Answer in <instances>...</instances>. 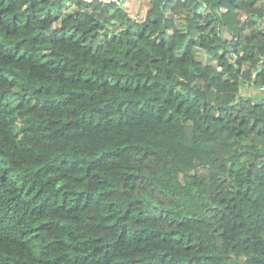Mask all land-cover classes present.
Returning a JSON list of instances; mask_svg holds the SVG:
<instances>
[{"label": "trees", "instance_id": "obj_1", "mask_svg": "<svg viewBox=\"0 0 264 264\" xmlns=\"http://www.w3.org/2000/svg\"><path fill=\"white\" fill-rule=\"evenodd\" d=\"M152 2L0 0V264H264V0Z\"/></svg>", "mask_w": 264, "mask_h": 264}, {"label": "rangeland", "instance_id": "obj_2", "mask_svg": "<svg viewBox=\"0 0 264 264\" xmlns=\"http://www.w3.org/2000/svg\"><path fill=\"white\" fill-rule=\"evenodd\" d=\"M120 6H122L127 14L135 21H143L147 16L148 10L153 6V2L152 0H126V3L124 1ZM72 8H74V6L70 9ZM188 12L189 9L182 7L179 2L175 1L172 5V10L169 11L168 14L173 16L177 21H181ZM202 12L205 13L206 9L203 8ZM121 25L122 23L120 26ZM226 36L229 37L228 33H226ZM198 58L205 64L217 63V59L214 55H208L207 52L202 49L198 50ZM241 93L252 96H264V89H261L260 86L254 85L250 80H247L241 87Z\"/></svg>", "mask_w": 264, "mask_h": 264}, {"label": "built area", "instance_id": "obj_3", "mask_svg": "<svg viewBox=\"0 0 264 264\" xmlns=\"http://www.w3.org/2000/svg\"><path fill=\"white\" fill-rule=\"evenodd\" d=\"M85 2H94V1H100V2H107V3H111V2H116L119 5H122L124 3L123 0H83ZM261 89H264V84L260 85Z\"/></svg>", "mask_w": 264, "mask_h": 264}, {"label": "crops", "instance_id": "obj_4", "mask_svg": "<svg viewBox=\"0 0 264 264\" xmlns=\"http://www.w3.org/2000/svg\"><path fill=\"white\" fill-rule=\"evenodd\" d=\"M123 1H125V3H126V0H123Z\"/></svg>", "mask_w": 264, "mask_h": 264}]
</instances>
